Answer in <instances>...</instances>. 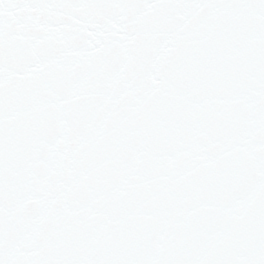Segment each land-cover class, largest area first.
I'll return each instance as SVG.
<instances>
[{"label": "snow or ice", "instance_id": "snow-or-ice-1", "mask_svg": "<svg viewBox=\"0 0 264 264\" xmlns=\"http://www.w3.org/2000/svg\"><path fill=\"white\" fill-rule=\"evenodd\" d=\"M0 264H264V0H0Z\"/></svg>", "mask_w": 264, "mask_h": 264}]
</instances>
